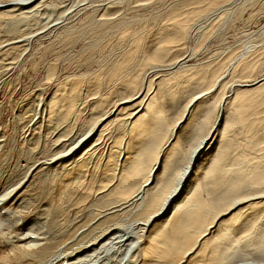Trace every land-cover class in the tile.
<instances>
[{
	"label": "bare ground",
	"instance_id": "6f19581e",
	"mask_svg": "<svg viewBox=\"0 0 264 264\" xmlns=\"http://www.w3.org/2000/svg\"><path fill=\"white\" fill-rule=\"evenodd\" d=\"M156 1L0 0V90L18 64H38L42 50L49 56L35 77L43 103L27 98L15 110L19 142L35 150L36 122L23 124L20 113L41 111L50 146L24 160L9 185L0 172V243L10 242L1 229L21 225L10 248L23 250L26 264H264V209L254 211L264 208V36L253 39L264 18L211 55L197 47L216 18L220 32L237 8L264 0ZM215 84L229 91L228 104L238 99L218 121ZM4 147L0 132V156ZM95 168L99 178L83 181ZM38 175L48 185L29 188ZM196 175L206 196L190 193ZM48 192L50 205L88 209L100 226L84 235L68 221L71 232L59 234V252L47 258L39 245L49 236L31 232L25 217L32 209L42 222ZM9 255L0 249V264H16Z\"/></svg>",
	"mask_w": 264,
	"mask_h": 264
},
{
	"label": "rangeland",
	"instance_id": "374dc122",
	"mask_svg": "<svg viewBox=\"0 0 264 264\" xmlns=\"http://www.w3.org/2000/svg\"><path fill=\"white\" fill-rule=\"evenodd\" d=\"M169 1L168 0H159V1H156L158 3H154V4L160 5L161 4L160 2L166 3ZM220 2H222V0L219 1V3ZM257 4H258L259 8H260V4L262 5L261 9H259L257 7ZM263 4H264V2H258L256 4L255 3L254 4L253 3L252 4H248V3L244 4V6L242 7L243 9L246 5L247 6L248 5H254V7H255V8L250 9L251 6H248L249 8H247V6H246L245 9L247 8L248 10H244L245 13H241L243 10L240 11L237 8L236 10L238 12L240 11L239 15L241 13L242 16L237 15L238 12L236 13V10H235L234 11L235 13L233 12L234 16L232 14H231L232 16H230V17H234V18H230V20H229V22L233 23L234 25L232 24V25L228 26V24H227V26L224 27L225 29L223 28L225 31L222 29L220 32H218L220 24L223 22V18H221V17L216 18V19H220L219 24H218L219 26L213 27L214 25H217L218 20H215V21H217V23L214 21L215 24L214 25L212 24L213 25L212 28H214L215 31H213V29L211 28V25H210V28L208 26L207 28L209 30H211V29L212 30L209 31L208 29H206L207 31H205V33L203 34V38H202L203 41H202V39L199 40V41H201L202 45L200 47V45L198 43L197 47L199 46L198 48H200L202 50V52L205 51V47H206V49L208 48L207 49V53H208L207 56H208V55H211V53H214V51H218L220 49L219 46L222 47V46H225L226 44L232 45L230 43L237 42L243 36V32L245 33L247 31V29L251 28V26H252L253 30L257 29L263 23V19H260L261 15H262L261 18L262 17L264 18V14H263L264 8H262V7H264ZM249 11H252V18H251V16L249 17V15L251 14V12H249ZM254 11H256V12H254ZM147 12L148 11L145 10L144 17L147 15ZM261 12H262V14H261ZM246 13H249V14L246 15ZM246 18L247 19L250 18V19H248V21H246L247 20ZM232 19H233V22H232ZM234 19H236V20H234ZM251 20H252V22H251ZM235 21H236V23H234ZM256 22L258 23V25ZM253 23L255 25L254 27H253ZM236 24H237V27H236ZM246 26H248V28H246ZM212 31H213V33L216 32V35H215V33L213 34ZM144 35H147V34H144ZM225 35H226V37H225ZM218 36H220V38ZM222 36H223V38H222ZM234 36H235V38H233ZM262 36H264L263 31L260 34H259V32H256L253 35V39L255 41H258L260 39V37H262ZM224 42H225V44H224ZM204 44H206L207 46H205ZM215 47L218 49H215ZM211 49L212 50L214 49V50L212 51ZM201 50L197 49L196 53L199 54L198 55L199 57H201L203 54H205L203 57L206 58L207 57L206 52L202 54ZM46 52H47L46 50L41 51V54H39V56L40 55H42V56L39 59L38 64L32 63L31 65L22 66V63H20L16 67L15 73L10 78L11 80L10 81L6 80V81L1 82L2 86H1V90H0V116H1L2 120L0 121V132L2 133V138L5 141V147L3 148V153L0 156V172L3 175V182L6 185H9V183L12 181V178L15 175H19L24 171V168L21 166V163L24 160L31 159L33 152H34L35 158H41L42 155L40 154V152L44 151L45 149H47L50 146L49 142L47 141V138L45 136V131H44V128L48 124V120L46 119V117L44 116V114L41 111H38L37 113H33L30 111H22L20 113V121L23 124H26V122L29 118H32V120L36 122V126H37L36 132L38 135V140L36 143L35 150H29L23 144H21L19 142V140H18V127H17V121L19 119V116L15 110L17 108V106L23 100H25L27 98H31V100H34V101H41L43 103L42 97L39 96L38 94H34V92L37 91L36 90L37 87L35 86L36 85L35 77L39 71L41 62H43L44 60L49 58L48 53H46ZM203 57H201V58H203ZM260 72H262V70L255 73V76L253 73L252 77L241 78L240 82L245 80V79H251V78H254L256 76H259ZM143 74H144V71H141V77H143ZM233 74L236 76H238V75L241 76V74H239L238 72H234ZM22 81L23 82H25V81L30 82V84L28 86H24V83ZM6 86H8V87L10 86V89L8 91H7V89H5ZM212 90L217 91V93L214 95L217 97V102H216L215 108L213 110V117H214L215 121H218L220 118V115L222 114L223 109L226 110V108L229 107L230 112H231L233 109L237 108L238 99H235L231 102V104H228L225 101L224 97L226 94L229 93V91L224 90L218 84L213 85ZM3 92H4V95H1ZM9 92L11 93L10 98H8ZM46 92L48 93V91H46ZM210 101H212V98L209 99L204 104H202L201 106L209 104ZM234 114H238V113L235 112ZM79 119H81V117ZM194 120L195 119H193L192 122ZM25 128H27V125ZM248 160H253V159H244L240 162V165L244 164ZM208 162H209V159L207 157L204 158V160H203V168L204 169L206 168ZM88 169L90 172V170L93 168H88ZM201 171H203V169H201ZM56 172L57 173H55V177L57 179H59L60 176H58L59 175L58 170ZM8 176H10V177H8ZM98 178H99V168H95L90 173V175H89V173H86L85 177L82 176L83 181H88V182H94ZM38 180H40L39 182H37L38 184L45 185V186L48 185V176L38 175L37 179L30 180L29 188L35 190V188L33 186H31V184H33L35 181H38ZM205 181H206L205 178H202L200 175H196L193 178V180L191 181L190 193L192 191H198L203 196H206L207 194H206L205 190L203 189V185H204ZM31 192H33V194H35L34 191H31ZM37 194H40V193H37ZM45 199L47 202V205L45 206V210H44L45 214H43L42 216H39V218L42 219V222H37L39 219L37 221H35L33 218H31V215H33L36 212L32 209H28V214L26 215L25 218L28 219V222L30 221V222L35 223L34 226L31 228V232H33V233L43 232L49 236V239L51 242H49L47 244L40 242V245H39L41 250L44 249L43 254L48 255L47 258L49 257L50 254H56L57 252H59L57 246L55 245V243H53V241L62 232H65V231L71 232V228H72L73 223L78 222V224L81 227V229H79V231L83 232L84 235H86L90 231L96 232L97 228L100 226L99 223H98V225H96V224H94V221L92 219H90V218H92V216L88 214V209L84 210V213L74 214L72 210H68L66 208H61L55 204H53V205L49 204V202L51 200L55 199V194L48 192ZM87 200H89V201L94 200L97 203V200L92 199V197H90V196L87 197ZM24 201L26 202V204L30 203V202H27V199ZM99 205H102V204L100 203ZM27 208H28V206H27ZM101 208H103V207H101ZM133 208H134V206H132V205L126 206V209L128 211H130ZM53 209H57L58 210L57 213L54 214L52 212ZM263 209H264L263 207H259L257 209H254V211L257 213H261L263 211ZM51 219H54V221L51 222ZM68 221H73V223H69ZM61 222H65V224L63 225ZM17 226H21V225H11L9 227H6L5 229H1V231L3 232L1 235L9 237L10 242H11L13 240V237L14 238L17 237L16 232L11 233V231ZM110 226H114V224H112ZM159 227H160L159 224H156V223L153 224L152 232H156ZM37 228H40V230L38 232H37ZM234 229H235V225L232 226L231 230H234ZM24 233H25V231H24ZM10 242H8V244H6L4 242L0 243V249H2L4 251H10L12 253V255H9L8 258L12 259L13 261H16V264L18 262H19V264H26L24 260L20 259V255H22L25 252L23 250L11 251ZM160 261H161L160 264H163L162 260H160ZM33 262H35V261H33ZM59 264H66V261H61Z\"/></svg>",
	"mask_w": 264,
	"mask_h": 264
}]
</instances>
